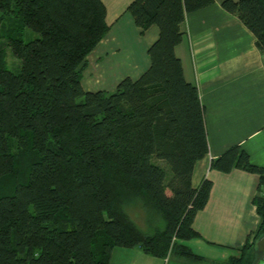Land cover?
<instances>
[{"label": "trees", "instance_id": "obj_1", "mask_svg": "<svg viewBox=\"0 0 264 264\" xmlns=\"http://www.w3.org/2000/svg\"><path fill=\"white\" fill-rule=\"evenodd\" d=\"M214 1L132 0L141 32L160 28L151 64L114 90H87V55L110 28L104 0H0V264H109L116 246L207 260L186 242L201 236L193 221L213 185L192 183L209 150L206 109L176 46L188 13ZM221 3L264 51V0ZM26 27L33 39L23 38ZM6 44L21 59L18 71ZM211 166L261 173L260 222L222 262L256 264L264 165L236 143Z\"/></svg>", "mask_w": 264, "mask_h": 264}, {"label": "crops", "instance_id": "obj_2", "mask_svg": "<svg viewBox=\"0 0 264 264\" xmlns=\"http://www.w3.org/2000/svg\"><path fill=\"white\" fill-rule=\"evenodd\" d=\"M131 1L104 0L110 28L87 55L85 89L114 90L122 78H138L150 66L148 48L160 28L152 24L141 32L127 10ZM221 2L189 12L188 34L176 46L206 109L209 150L197 160L192 183L197 186L204 177L213 181L209 200L193 221L201 236L187 243L213 261L227 258L257 228L254 197L261 173L242 167L223 171L211 166L212 159L240 143L252 162L264 165V51L254 31Z\"/></svg>", "mask_w": 264, "mask_h": 264}, {"label": "rangeland", "instance_id": "obj_3", "mask_svg": "<svg viewBox=\"0 0 264 264\" xmlns=\"http://www.w3.org/2000/svg\"><path fill=\"white\" fill-rule=\"evenodd\" d=\"M36 35L37 32L35 30L30 27H26L23 38L25 40H30ZM6 47L8 52V66L13 70L18 71L21 66V59L14 54L9 45L6 44ZM168 191L171 192L170 189H168ZM131 213L140 224L144 225L142 216H138L132 210ZM187 241L188 239L186 242ZM261 255L262 252H258V257H261ZM218 258H221V261H213L212 259L200 261L183 256L175 251L169 253L166 257H161L145 252L142 248H140V246H116L113 250L112 258L109 264H222V262L226 259V256Z\"/></svg>", "mask_w": 264, "mask_h": 264}, {"label": "water", "instance_id": "obj_4", "mask_svg": "<svg viewBox=\"0 0 264 264\" xmlns=\"http://www.w3.org/2000/svg\"><path fill=\"white\" fill-rule=\"evenodd\" d=\"M257 248H258L259 251L264 252V235H262L258 239V241H257ZM258 264H264V258Z\"/></svg>", "mask_w": 264, "mask_h": 264}, {"label": "flooded vegetation", "instance_id": "obj_5", "mask_svg": "<svg viewBox=\"0 0 264 264\" xmlns=\"http://www.w3.org/2000/svg\"><path fill=\"white\" fill-rule=\"evenodd\" d=\"M264 258V252H262V255L260 257V259L258 260L257 264Z\"/></svg>", "mask_w": 264, "mask_h": 264}]
</instances>
